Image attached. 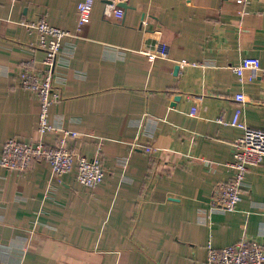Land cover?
Here are the masks:
<instances>
[{
    "label": "crops",
    "instance_id": "obj_1",
    "mask_svg": "<svg viewBox=\"0 0 264 264\" xmlns=\"http://www.w3.org/2000/svg\"><path fill=\"white\" fill-rule=\"evenodd\" d=\"M78 1L0 0V156L9 137H38L39 95L19 74L44 73L27 23L45 17L71 32L51 120L79 133L68 147L101 146L106 174L92 188L74 172L51 181L47 161L24 172L0 163V264H208L210 247L244 234L264 244V161L235 210L212 206L242 132L236 93L247 97L242 121L264 128V71L233 70L246 56L264 68V0H128L122 18L96 0L81 28ZM62 134L44 138L55 146Z\"/></svg>",
    "mask_w": 264,
    "mask_h": 264
},
{
    "label": "built area",
    "instance_id": "obj_2",
    "mask_svg": "<svg viewBox=\"0 0 264 264\" xmlns=\"http://www.w3.org/2000/svg\"><path fill=\"white\" fill-rule=\"evenodd\" d=\"M15 3L17 0H9ZM104 16L106 18H122L125 9L121 2L128 0H103ZM243 1V0H239ZM96 0H79L77 3L78 27L89 23L92 18ZM26 23V22H24ZM31 30L37 32L38 47L47 52L44 60L45 69L43 75L35 72L22 70L19 74L23 86L37 92L40 101L38 137L34 141H22L17 136L9 137L4 145L0 156V163L16 171H26L36 160L47 161L51 167V181L60 180L65 174L74 172L75 178L82 184L92 188L100 186L105 177L102 148L99 146L96 153L87 156L67 146L69 136L78 137L77 131L59 129L51 120V107L59 96L54 89V74L57 57L63 46V39L71 32L53 25L47 18H42L34 23H27ZM149 58L153 59L155 53L148 52ZM182 66L189 65V61L182 60ZM262 67L259 57L246 56L241 62L233 67L235 73L244 78L246 71L255 73ZM252 79L253 76L251 75ZM235 100L238 102L232 124L238 126L242 132L235 140L233 159L229 166L233 170L230 180L219 181L214 190L212 206L214 209L233 211L237 208L244 194V181L247 172L259 166L264 161V128L248 125L242 121L243 105L247 97L243 92L236 93ZM195 108L191 111L194 114ZM54 130L63 134L55 146L46 143L45 136ZM146 150L153 152V146H147ZM208 264H264V244L258 239L243 235L242 238L232 245L222 248L210 247Z\"/></svg>",
    "mask_w": 264,
    "mask_h": 264
},
{
    "label": "water",
    "instance_id": "obj_3",
    "mask_svg": "<svg viewBox=\"0 0 264 264\" xmlns=\"http://www.w3.org/2000/svg\"><path fill=\"white\" fill-rule=\"evenodd\" d=\"M126 2H121L120 5H122L123 7H125V4ZM176 99H179V96H176Z\"/></svg>",
    "mask_w": 264,
    "mask_h": 264
}]
</instances>
